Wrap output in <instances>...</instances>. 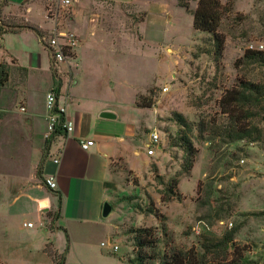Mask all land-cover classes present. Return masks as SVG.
Listing matches in <instances>:
<instances>
[{"label":"rangeland","instance_id":"374dc122","mask_svg":"<svg viewBox=\"0 0 264 264\" xmlns=\"http://www.w3.org/2000/svg\"><path fill=\"white\" fill-rule=\"evenodd\" d=\"M111 1L103 26L112 30L86 45L90 67L79 71L77 93L92 108L113 92L114 127L100 128L94 118L91 127L126 160L111 161L107 187L114 193L106 195L114 212L75 227L67 264H264V102L240 110L249 115L242 124L256 129L242 140L226 136L233 125L220 108L241 80L264 85V65L245 58L247 51L264 54V0H219L231 5L219 28L221 56L213 34L193 27L198 0H182L189 9L179 0ZM60 5L54 2L50 22L72 32L70 7ZM73 58L52 60L56 85L73 82ZM1 74L7 82L0 87V264H45L41 238L22 225L31 228L35 213L52 216L43 169L52 136L23 133L15 110L22 113L24 104L11 100L23 90V74L4 66ZM152 134L159 136L156 146ZM62 257L51 256L55 264Z\"/></svg>","mask_w":264,"mask_h":264},{"label":"crops","instance_id":"0c3cea01","mask_svg":"<svg viewBox=\"0 0 264 264\" xmlns=\"http://www.w3.org/2000/svg\"><path fill=\"white\" fill-rule=\"evenodd\" d=\"M68 1L59 2L62 7H70L69 22L72 32L69 33L73 35L72 56L76 68L73 72V82L67 83L64 80L57 96L59 105L65 108L66 114L74 121L75 128L71 135L52 136V142L48 146L50 156L43 161L44 175L56 176L58 184V189L50 191L44 198L52 216L46 220L41 214L35 213L31 228L26 227L25 222L22 225L41 238L37 247L38 257L45 264H55L48 250L50 247L55 253L62 255L64 264H67L73 248L75 227L91 226L101 221V217H108L114 212L108 196L114 193L108 188L111 180L109 173L111 161L116 158L126 160L119 152L110 149L107 137L101 135L98 129L91 127L92 118L95 125H99L100 128L114 127L111 123L119 118V114L111 105L114 101L113 92L99 97L96 107L92 108H88L77 93L79 71L83 66L89 71L90 67L88 59H85L86 45L101 40L112 30L103 24L109 22L111 15L107 14V10L112 9L114 2ZM109 2L110 7L106 5ZM49 5L50 0H0V70L4 66L7 70L12 68L23 74V90L19 92L20 94L16 91L15 96L11 98L12 102L21 99L24 104L21 108L22 113L15 110L16 117L20 119L17 124L25 135L30 138L38 136L41 140L47 135L46 96L54 88L50 39L64 32L50 22ZM50 33L53 36H50ZM57 66L61 69L62 65ZM2 90L0 89V93ZM103 112L114 113L116 119L101 118L100 114ZM18 113H21V116ZM114 138L119 144L125 143L121 136ZM81 140H93L94 145L88 150H83ZM53 158H59V164H55ZM105 204L110 206L107 216L103 215ZM51 223L54 229L50 228ZM61 236L65 239L64 244L60 242ZM112 242L111 240L108 242L111 249L117 250L114 249L117 245ZM107 245V242H101L102 249L108 248ZM105 254L122 262L116 255Z\"/></svg>","mask_w":264,"mask_h":264},{"label":"trees","instance_id":"16d2710c","mask_svg":"<svg viewBox=\"0 0 264 264\" xmlns=\"http://www.w3.org/2000/svg\"><path fill=\"white\" fill-rule=\"evenodd\" d=\"M180 5L185 9H189L188 5L181 3ZM231 12V5L224 6L220 3L219 0H198V6L193 14V27L197 31H204L212 33L214 36V42L216 45V50L218 56L222 55L224 50V35L219 33V28L221 25V21L223 16L226 13ZM245 58H254L257 59L261 65H264V54L262 52H255V51H247L245 53ZM3 74V73H2ZM2 74L0 77V87L4 85L7 81V76H4L2 80ZM54 79V88L52 91H55L56 94L60 92L61 84L56 85V75L53 74ZM264 102V85H256L250 82L241 80L239 83V89H232L224 93L221 101H220V108L224 114L229 117V120L232 123L231 130L225 132L226 136L229 139L235 140H242L244 138L253 136L256 132L255 130H251L250 126L242 124L249 115L242 117L240 115V110L243 108L245 110L248 108H259L260 105ZM141 108H151L152 103L148 105L141 106L140 104L137 105ZM257 141V140H254ZM47 146H49V142H46ZM192 148V144L190 145ZM156 217L162 218V215L156 212ZM151 229H144L141 231L143 234L146 232H150ZM50 252V250H49ZM53 252V251H51ZM50 256L57 253H51ZM63 264H64V257ZM178 262L176 261L175 264ZM142 264V263H141Z\"/></svg>","mask_w":264,"mask_h":264},{"label":"built area","instance_id":"2783aa9c","mask_svg":"<svg viewBox=\"0 0 264 264\" xmlns=\"http://www.w3.org/2000/svg\"><path fill=\"white\" fill-rule=\"evenodd\" d=\"M55 1H63L68 3V0H50V5L48 6V13L50 14L53 9V4ZM73 35L68 32L60 33L59 36H55L50 39V49L52 50V57L55 61L62 62L67 59H72V46ZM46 111H47V135L46 137H51L54 135L62 134L65 136L71 135L74 132L75 124L74 121L66 114L64 107L59 105L58 96L55 91H51L46 96ZM159 142V136L157 134H152L151 144L156 146ZM81 148L83 150H88L94 145L93 140H81ZM154 150L149 149L148 155H153ZM52 161L55 164H59V158H53ZM46 187L50 191H55L58 189L57 179L54 175L46 176L45 179ZM32 224H29L31 227Z\"/></svg>","mask_w":264,"mask_h":264},{"label":"water","instance_id":"95a60500","mask_svg":"<svg viewBox=\"0 0 264 264\" xmlns=\"http://www.w3.org/2000/svg\"><path fill=\"white\" fill-rule=\"evenodd\" d=\"M100 117L104 119H116V115L111 112H103L100 114ZM109 212H110V206L109 204H105L103 207V215L107 216Z\"/></svg>","mask_w":264,"mask_h":264},{"label":"bare ground","instance_id":"6f19581e","mask_svg":"<svg viewBox=\"0 0 264 264\" xmlns=\"http://www.w3.org/2000/svg\"><path fill=\"white\" fill-rule=\"evenodd\" d=\"M28 226H29V224H28Z\"/></svg>","mask_w":264,"mask_h":264}]
</instances>
